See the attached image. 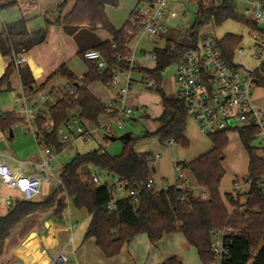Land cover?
I'll list each match as a JSON object with an SVG mask.
<instances>
[{"label": "trees", "instance_id": "obj_1", "mask_svg": "<svg viewBox=\"0 0 264 264\" xmlns=\"http://www.w3.org/2000/svg\"><path fill=\"white\" fill-rule=\"evenodd\" d=\"M264 4V0H254ZM150 0H140L139 7L131 14L130 20L121 29L116 30L109 22L106 7H118V0H65L57 9L59 15L57 25H62L65 33L73 37L78 48V57L85 63L88 72L78 79L66 66L60 67L53 76H60L67 86L76 92V98L64 95L48 114L53 121L50 135L44 144L54 150L55 154L62 151L59 142V129L76 117L82 124L100 125L101 118L106 116L105 106L92 95L89 87L101 83L108 87L117 73L129 70L131 50L129 45L134 35H129L134 28L132 21H137L140 7ZM196 3L197 11L194 24L183 34L180 31H169L162 36L166 42L164 49H154L156 62L154 70L135 68L132 73H140L146 80L153 83L152 89L161 93L162 115L158 120L160 127L153 133L146 132L139 138L122 142L120 155L112 156L106 151H92L84 155H76L63 168L60 175L61 185L48 199L43 202L16 201L13 209L6 216H0V259L3 255L6 240L11 231L27 216L36 212L56 208V215L62 217L67 208L66 202L59 197L64 195L78 211H85L91 216L85 240L94 239L97 247L107 258L118 256L125 245L136 237L146 235L152 245L161 241L163 236L181 234L188 245L194 248L202 264H212L215 260L212 253V233L224 229L242 230L239 236L229 235V260L226 264H264V160L257 155L253 147L259 130L248 127L238 130L240 141L249 157V168L244 184L250 190L245 196V203L240 205L231 196H226L228 205L234 209L230 214L220 194V185L225 176L223 161L229 146V132L209 136L213 149L191 163L180 166L191 173L198 189L208 194L203 201L195 196L193 189L178 183L164 191H156L154 185L156 157L151 154L139 155L135 147L139 142L157 138L161 144H172L183 150L190 149L186 138L187 110L178 99H170L161 90L162 75L170 67L179 64L183 56L198 48L200 33L207 27H220L228 21L244 24L252 33H264V28L254 20H249L240 13L238 0H189ZM72 9L65 12L66 6ZM15 0H0V10L13 8ZM46 29L30 35L27 21L22 19L4 26L0 34V55L11 57L12 63L0 79V88L9 82L14 71H18L20 80L27 95L34 90V80L30 69L16 57L30 52L42 45L47 38ZM106 32L110 41H102L96 30ZM242 36L228 34L219 41L223 59L229 65L234 64L235 53L242 43ZM87 52H98L106 65L101 68L97 61H86ZM255 80L264 89V66L254 72ZM50 80V79H49ZM49 82V81H48ZM38 91L45 90L47 84ZM36 92V91H35ZM53 92L50 93L52 95ZM44 113L36 119L41 127L46 122ZM20 123L14 113L0 114V131H9ZM45 137V135H44ZM110 140V139H109ZM84 167L86 168L84 170ZM90 167L107 173L108 177L117 180L136 194V202L132 198L119 199L113 210H109L113 196L110 185L93 183ZM162 264H182L177 258H171Z\"/></svg>", "mask_w": 264, "mask_h": 264}, {"label": "built area", "instance_id": "obj_2", "mask_svg": "<svg viewBox=\"0 0 264 264\" xmlns=\"http://www.w3.org/2000/svg\"><path fill=\"white\" fill-rule=\"evenodd\" d=\"M22 7L26 0H15ZM251 9L244 12L246 17L252 15L253 20L264 28V4L251 1ZM169 7V0H150L149 3L138 10L137 21H132L134 28L129 35L133 34L136 45L144 38H154L168 33L165 23ZM4 25L0 17V34ZM254 46V57L260 61L264 52V33H251ZM242 53L239 47L236 53ZM86 61H97L101 68L106 62L98 52H87L84 55ZM22 61V60H21ZM129 70L117 73L108 89L113 93L111 100L105 105L106 120L98 126L76 122L74 129L67 124L59 129V142L62 151L59 154L69 152L76 148L78 143L84 146H94L95 151H105V145L109 139L119 137L130 124L135 115L134 110L129 106V88L131 86V73L137 68L135 57L131 53L129 57ZM255 71H248L235 64L229 65L223 59L219 48V40L204 36L197 49L187 52L179 64L176 65V84L178 87L177 99L181 101L187 110V118L192 121L200 132L209 137L223 132L238 131L248 127H256L259 130L257 139H261L260 158L264 160V108L254 105V93L258 84L255 83ZM124 77L120 82L119 77ZM150 87L153 83L148 84ZM64 95L69 98H76V92L70 89L67 84ZM23 106L14 112L23 125L24 131L31 134L38 147L40 160L37 163L20 161L12 156L0 155V210L9 212L13 209L16 201L34 202L41 195L44 183L55 177L53 159L58 154L45 146L46 136L50 135L53 128V121L45 108L47 98L41 96L37 103L28 105L30 96L25 92L21 95ZM45 108V110H42ZM47 115L46 122L41 127L36 124V119L42 114ZM45 135V137H44ZM45 148L41 149V146ZM63 169L59 171L62 174ZM94 184L102 186L98 176L92 177ZM176 183H183L189 186L181 167H176ZM61 185V181H59ZM149 188L154 189L150 184ZM16 191L20 198L12 196L3 197L2 190ZM113 199L108 206L113 210L118 196L126 194L135 202L136 194L123 184L115 180L110 185ZM240 188L239 182L233 184L237 192ZM264 189V186H263ZM157 191V190H156ZM242 230L224 229L212 233V253L214 262L212 264H226L229 260V235L239 236ZM67 257L62 254L58 257L56 264H66Z\"/></svg>", "mask_w": 264, "mask_h": 264}, {"label": "crops", "instance_id": "obj_3", "mask_svg": "<svg viewBox=\"0 0 264 264\" xmlns=\"http://www.w3.org/2000/svg\"><path fill=\"white\" fill-rule=\"evenodd\" d=\"M64 1L65 0H26L22 2V7L17 4L13 8L0 10V17L4 26L24 19L27 21V29L30 35L37 34L38 32L46 29L47 22L52 23V25L47 28V38L42 45L35 47L36 49L33 48L27 54L19 55L16 57L17 59H20V63L25 64L30 69L34 80V87L39 86L40 88L41 86H43L49 81V79H51L49 77L53 76L62 66H66L78 79H81L88 72V68L79 57L78 58L83 62L85 66L84 68L78 63L76 64L75 61H72V58L75 57L74 54H78V48L75 44V41L73 37L65 33V30L61 24L57 25L55 23L59 17V15L57 14V9L61 4H63ZM243 1L247 5V7L244 9V12L252 8L250 3L253 0ZM139 2L140 0H118L117 8L107 6L106 15L110 24L116 30H121L130 20L131 14L139 7ZM170 5L171 4L169 3V6ZM71 9L72 4H68L66 6L65 12H69ZM179 15L180 10H178V7L175 8V6H172L170 8V12H167L165 23L168 32L171 30H177L182 33L181 30L173 27L175 21L179 18ZM96 35L102 41L111 40V37L106 32L99 30V28H97L96 30ZM162 36L163 35L154 37V39H162ZM132 43L133 42H131L129 45L131 53ZM139 45L140 44L138 43V45L135 46L134 52L132 53L135 56L138 52L137 46ZM140 52H142L145 64H143L142 66H138V64H136L137 68L149 70L146 69V67L150 68L151 66L149 64V61L154 60L155 62L153 52L151 54H145V50H140ZM243 53L244 49L243 52L239 54L242 55ZM245 56L246 55L244 53L242 57ZM250 57L254 61H257L255 62L256 67L252 70L246 68L244 64H240L235 60L234 64L248 71H256L257 69H259V67L264 66V52L261 56L260 61L256 60L254 57L253 46ZM135 63H137L136 57ZM1 64L2 69H4V67H6L7 69V67L9 66V63ZM61 80L65 82L62 78ZM145 83H147L148 85L150 82L145 80ZM97 84L103 86L106 94L102 91H98L95 94L91 92V88L93 86H96ZM149 88L152 89V87ZM258 88H260L259 85L257 89ZM3 89L8 91L17 90V96L19 99H21V95L22 93H24V89L18 71L13 72L9 82L4 84L0 88V91ZM89 90L92 95L96 97L104 106L111 100L113 96V93L108 89V87H105L101 83L92 84L89 87ZM34 93L35 92H33L29 96H32ZM134 103L138 105L139 101L137 102V100L134 99ZM253 103L257 107L264 108V93H254ZM42 110H45V108H43ZM136 111H138L137 108ZM105 120L106 117L103 116L100 123H103ZM76 122L79 123L80 121L76 117H74L69 124H71L73 127L76 125ZM133 122H135L134 117L132 118V123ZM192 124L195 125L193 122ZM188 128L189 121L187 123L186 138L189 140L191 147V141L188 137ZM11 138L13 137L11 136ZM152 140H157L161 148L172 145L161 144L157 138H154ZM140 143L141 142H139L137 145H139ZM210 144L211 145H209V148H207L208 150L206 149L204 152L200 153L198 158L213 149V145L211 142ZM256 149L257 151H260V146ZM135 151L139 155L148 154V152H141L137 151L136 149ZM158 157L159 155H157V159ZM155 165L154 175H156L157 169V166ZM248 168L249 157L247 172ZM225 170L228 173V176L225 172V176L220 185V194L228 209V212L232 214L234 212V209L228 205L226 196H231L235 201H238L240 205H243L245 203V196L248 194L250 188L248 185L242 186L239 182V178L243 177L244 172L242 173L238 170ZM93 175L98 176L102 183H107L109 185H112V183L115 181L111 177H108V175L107 181H103L100 175ZM184 176L185 179L189 181L191 189L195 191L194 188L197 187L194 185V183L191 182V174L189 172H184ZM235 182H239L240 184V188L237 192H235L233 189V184ZM176 184V177L170 183L169 181H167V179H158L156 178V176H154V187L157 191H164L169 187L176 186ZM191 185H193V187ZM198 190L200 192L198 197H201L203 201L207 200L208 194L201 189ZM61 196L67 198L64 195ZM118 198H126V194H121L118 196ZM63 201L66 202L65 200ZM91 219V216H89L85 211L77 210L74 212H70L68 208L64 210L62 217H58L56 215V208L46 209L31 214L27 216L23 221H21L11 231L9 238L6 240L4 252L0 259V264H56L58 257L62 254L66 255L67 257L66 264H162L163 262L171 258H177L180 262H182V264H187L188 254L193 252L192 247L188 245L187 241L181 234L165 235L156 245H152L146 235H140L136 237L130 244L125 245L118 256L114 258H107L104 253L97 247L94 239L85 240L84 238L91 223ZM15 235L17 236L15 237ZM177 243L179 247H177Z\"/></svg>", "mask_w": 264, "mask_h": 264}, {"label": "rangeland", "instance_id": "obj_4", "mask_svg": "<svg viewBox=\"0 0 264 264\" xmlns=\"http://www.w3.org/2000/svg\"><path fill=\"white\" fill-rule=\"evenodd\" d=\"M171 4L167 12H170V8L172 6L178 7L180 10L179 18L175 21L173 25L174 28H177L182 31V33L186 34L192 25L194 24L195 14L197 11L196 3H191L189 0H169ZM238 8L240 13L244 12V9L247 5L244 3L243 0H238ZM250 8V7H249ZM250 10V9H249ZM249 20H253L252 15L247 17ZM251 31L244 25L234 21H228L220 27H207L203 29L200 33L201 36H209L216 40H221L224 36L231 34L242 36L243 40L240 45V48L244 49L245 57H242L238 52L235 54L234 60L240 64H244V66L250 70L256 67L257 61L251 59L250 55L253 50V41L251 39ZM138 47V52L136 53V64L138 66H142L144 63V59L142 56V52L140 50H145V54H151L154 49H164L166 47V42L164 39H154V38H144L140 40ZM136 46V41L131 44L132 53L134 52V48ZM36 49V48H35ZM74 58L72 61L79 64L83 68L85 67L83 62L78 58L76 53L74 54ZM150 68L146 69H154L155 62L154 60H150ZM1 63H12L11 57H2L0 55V79L6 72V67L2 69ZM7 66V65H6ZM51 78L43 91H38L39 86H35L36 90H34V94L30 96V100L27 101L28 105H33L38 102L41 96H45L47 98V103L45 108L48 109L51 105H55L58 100L63 97L64 89L66 83L61 80L59 76H51ZM120 82L124 81V77L120 76L118 79ZM131 86L129 88V106L134 110L135 116L132 124H130L122 133L118 136H121L125 133H131L134 138H139L142 134L146 132L153 133L155 132L160 124L158 120L162 115V98L161 93L157 92L154 88L152 90H148L150 87L145 83L146 77L140 73H131ZM46 84V83H45ZM34 87V88H35ZM178 87L176 84V65L168 68L162 75V85L161 90L164 95H166L170 99H177L178 97ZM98 91H102L106 94L103 86L97 84L91 88V92L93 94L97 93ZM53 92L52 95L50 93ZM18 91L17 90H1L0 91V114L5 113H14L20 110L23 106V101L18 98ZM256 93H264V90L261 88L256 87ZM134 99L139 101L138 105L134 103ZM261 105V104H260ZM49 106V107H48ZM136 108L138 111H136ZM189 121V128H188V137L191 141L190 149L182 150L180 147L175 145L166 146L165 148H161L157 140L150 139L149 141L144 140L139 145L135 147L137 151L141 152H148L153 153L156 157L155 166L156 169V178L158 179H167L170 183L176 177V163L177 162H192L196 158H198L199 154L204 152L207 148H209L210 140L207 136L201 134L199 129L192 124V121ZM75 126L72 128L74 129ZM13 138H11L10 132H1L0 131V155L5 156H12L17 158L20 161L25 162H32L37 163L39 158L38 147L34 141V138L31 134L24 131L23 125H17L12 128L11 130ZM229 138V146L227 151L225 152V160L223 161V168L224 170H238L241 171L244 175L243 177L239 178V182L242 186H245L244 179L247 176V167H248V154L245 151L240 137L237 131H230L228 133ZM261 144V139L258 138L254 144V148H258ZM208 146V147H207ZM45 148V146H41V149ZM103 148L106 152L112 156L120 155L123 148L122 142H110L108 141ZM95 150L94 146H83L82 144L78 143L76 148L69 151L62 153L57 156V158L53 159L52 166L54 167L55 177L52 178L49 182L44 183L41 189V195L37 198L34 202H43L48 199L59 187L60 181V173L59 171L64 168L68 163H70L73 158L78 155H84L88 152H92ZM208 150V149H207ZM157 155H159L157 159ZM257 155H260V151H257ZM90 172L92 174L100 175L103 181H107V173L100 172L94 167H90ZM183 172H188L184 170ZM226 172V170H225ZM237 172V173H239ZM190 173V172H189ZM155 174V173H154ZM191 174V173H190ZM228 176V173L226 172ZM192 177V176H191ZM192 183L194 182L193 177ZM101 181V180H100ZM102 182V181H101ZM195 185V184H194ZM193 187V185H191ZM194 193L196 196H199V190L194 188ZM3 197L12 196L15 198H20L16 191H9L8 189L4 188L2 190ZM61 200H65L67 204V208L70 212L77 211L72 202L63 196H60ZM67 199V200H66ZM7 212L0 210V216H6ZM238 230V229H236ZM16 234V233H15ZM18 235V234H17ZM15 235V237L17 236ZM180 236V235H179ZM177 247L178 243L176 244ZM193 252L188 254L187 264H202L200 261L198 254L194 248Z\"/></svg>", "mask_w": 264, "mask_h": 264}, {"label": "water", "instance_id": "obj_5", "mask_svg": "<svg viewBox=\"0 0 264 264\" xmlns=\"http://www.w3.org/2000/svg\"><path fill=\"white\" fill-rule=\"evenodd\" d=\"M255 83L257 84L258 82L255 81ZM149 90H152V89L149 88ZM11 136L13 137L12 134H11ZM131 138H132L131 133H125V134H123V135H121V136H119V137L111 138V139H110V142H117V141H119V142H126V141H129ZM183 165H184V162H177V163H176V167H180V166H183ZM85 169H86V168L84 167V170H85ZM126 189H127V187H126Z\"/></svg>", "mask_w": 264, "mask_h": 264}]
</instances>
